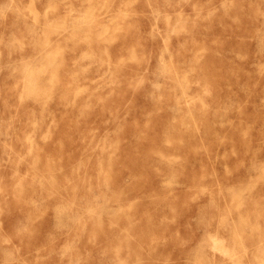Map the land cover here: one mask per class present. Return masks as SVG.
I'll list each match as a JSON object with an SVG mask.
<instances>
[{
  "label": "rangeland",
  "instance_id": "1",
  "mask_svg": "<svg viewBox=\"0 0 264 264\" xmlns=\"http://www.w3.org/2000/svg\"><path fill=\"white\" fill-rule=\"evenodd\" d=\"M0 264H264V0H0Z\"/></svg>",
  "mask_w": 264,
  "mask_h": 264
},
{
  "label": "bare ground",
  "instance_id": "2",
  "mask_svg": "<svg viewBox=\"0 0 264 264\" xmlns=\"http://www.w3.org/2000/svg\"><path fill=\"white\" fill-rule=\"evenodd\" d=\"M245 224V223H244ZM161 244V243H160Z\"/></svg>",
  "mask_w": 264,
  "mask_h": 264
}]
</instances>
